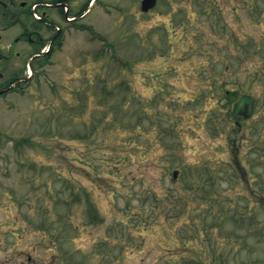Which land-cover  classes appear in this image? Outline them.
<instances>
[{
  "label": "rangeland",
  "instance_id": "1",
  "mask_svg": "<svg viewBox=\"0 0 264 264\" xmlns=\"http://www.w3.org/2000/svg\"><path fill=\"white\" fill-rule=\"evenodd\" d=\"M93 4L0 99V263L264 264V0Z\"/></svg>",
  "mask_w": 264,
  "mask_h": 264
},
{
  "label": "flooded vegetation",
  "instance_id": "2",
  "mask_svg": "<svg viewBox=\"0 0 264 264\" xmlns=\"http://www.w3.org/2000/svg\"><path fill=\"white\" fill-rule=\"evenodd\" d=\"M71 1L76 0H50L49 2L46 0H32L30 5L26 1L17 3L14 0H0V42L4 40L3 35L8 34L12 26L20 27V34L10 39L12 43L5 48L1 45L0 48V92L5 91L2 88L5 85L2 81L6 78V71L10 70L12 72L11 82L12 80H15L13 82L28 81L33 78L36 72L33 70L31 77H28L26 74L27 65L38 69L45 61L51 60V50H46V46H52L64 37L63 32L66 25L71 22ZM47 3H52L53 8L58 10H62V7L67 8V12L62 13L63 17L60 24L50 23L46 20L48 13L42 11L41 6ZM32 6H35L36 11L32 10ZM40 11L42 12L40 13ZM35 14H37V18H35ZM32 17L36 23L39 22L40 27L44 24L48 25L46 28L49 31L47 36L36 29V26H31L30 23L26 22L25 19L29 20ZM55 27H58V30ZM19 44H21L19 48L21 51L16 48ZM250 99L251 97L246 96L244 100H248L249 103L245 101L238 104V118L248 119L251 116ZM236 123L238 124V120Z\"/></svg>",
  "mask_w": 264,
  "mask_h": 264
},
{
  "label": "water",
  "instance_id": "3",
  "mask_svg": "<svg viewBox=\"0 0 264 264\" xmlns=\"http://www.w3.org/2000/svg\"><path fill=\"white\" fill-rule=\"evenodd\" d=\"M156 4V0H143L142 2V9L144 11H148L149 9L153 8ZM176 176V174H175Z\"/></svg>",
  "mask_w": 264,
  "mask_h": 264
},
{
  "label": "trees",
  "instance_id": "4",
  "mask_svg": "<svg viewBox=\"0 0 264 264\" xmlns=\"http://www.w3.org/2000/svg\"><path fill=\"white\" fill-rule=\"evenodd\" d=\"M144 115H146V111L141 109V114H140V116H139L140 119H138V121H137V122H138V125H136V126H140V124H142V119H141V117L144 116Z\"/></svg>",
  "mask_w": 264,
  "mask_h": 264
}]
</instances>
